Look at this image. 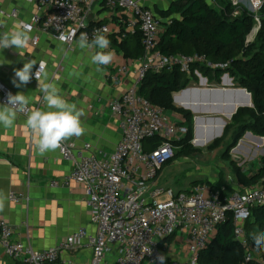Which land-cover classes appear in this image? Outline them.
<instances>
[{
	"label": "built area",
	"instance_id": "obj_1",
	"mask_svg": "<svg viewBox=\"0 0 264 264\" xmlns=\"http://www.w3.org/2000/svg\"><path fill=\"white\" fill-rule=\"evenodd\" d=\"M149 1L30 0L40 12L33 17V23H41L43 30L58 41L61 33L66 34L68 40L63 43L70 48L81 32L91 39L94 31L103 29L107 36L116 35L119 42L139 34L145 53L139 59L134 84L109 105L120 121L122 132L115 151L91 153V145L86 144L76 153L75 144L66 141L59 149L63 158L76 163V167L64 180L52 181L50 186L65 188L75 183L84 187L91 224L96 231L91 234L81 228L58 246L37 251L26 241L16 240L13 227L0 220V248L10 258L24 259L28 264H75L64 259L63 254L86 248L92 252L90 264H160L156 257L161 254L166 256L164 264H198L217 227L230 215L234 219L236 239L249 249L245 224L255 208L264 207V177L255 188L234 193L205 184L187 191L158 184L160 171L174 160L178 150L175 143L186 138L188 128L179 114H170L140 96L139 86L149 71H171L179 67L190 73L191 65L202 59L164 55L159 51L165 32L163 23L171 21L158 18L154 9L147 6ZM230 1L235 14L246 9L260 25L264 0ZM98 9L118 17L121 25L116 28L112 24L94 23V19L86 26V18L90 14L96 17ZM0 14L15 19L18 11L6 13L0 8ZM27 25L32 30L33 26ZM128 71L127 66H122L109 78L110 82L118 84ZM8 92L15 94L0 81L1 103L6 101ZM43 106L41 99L29 109L41 110ZM155 139H161L162 143L147 151L145 143ZM9 200L20 203L25 199L10 193ZM114 252L116 257L110 261ZM246 260H250V255Z\"/></svg>",
	"mask_w": 264,
	"mask_h": 264
},
{
	"label": "crops",
	"instance_id": "obj_2",
	"mask_svg": "<svg viewBox=\"0 0 264 264\" xmlns=\"http://www.w3.org/2000/svg\"><path fill=\"white\" fill-rule=\"evenodd\" d=\"M170 3H167L166 0H150L147 6L153 8L161 4L168 9ZM0 8L6 13L18 11V16L15 19L5 18L0 14V32L17 27L18 21L33 26L30 30L32 39L29 41L28 47L21 50L23 57L15 48L0 50V81L14 93L23 92L29 99V106L35 107L42 99L43 93L39 90L34 75L31 82L25 87L17 88L12 81L15 70L22 68L27 60L36 61L35 68H38L39 63L43 61L49 80L56 84L61 95L85 112V116L81 117L82 123L86 127L85 134L79 138L70 137L65 141L75 144L76 153L86 144L91 145V153L98 150L108 154L113 153L121 141L122 132L120 121L112 114L109 105L134 84L135 71L140 64L138 59L125 58L120 45L126 40L119 42L116 35L108 36L111 41L110 50L114 53L113 60L108 65L101 66V70L97 71V65L91 62V55L97 49L82 50L76 44L70 48L44 31L41 23H33V17L40 15L34 2H30V0H0ZM94 19V23L112 24L116 28L121 25L120 19L112 16L105 9H98ZM36 39L37 42H35ZM122 66L129 68L128 73L122 77L118 84L111 83L109 78L115 75ZM224 83L225 85L222 84V86L228 87L229 79L226 78ZM232 83L234 84L233 80ZM195 93H181L176 96L177 105L191 108L192 101L213 102L211 100L213 97L210 95L205 93L196 95ZM223 97V101H225V96ZM41 110H47L45 104ZM192 113L195 116L194 119H204L202 123H198L196 134L194 133L196 144H210L213 141L212 137L221 134V128H223L221 137L223 136L225 127L221 123H209L211 119L217 118H204L202 116L205 114L201 116V113ZM208 115L222 118L221 113L217 115L210 112ZM25 121L26 117L19 113L13 127L5 128L0 125V201L3 202L0 220L13 227L16 240L26 241L37 251L58 246L81 228H86L89 233L94 234L96 229L91 224V212L87 205L84 187L75 183L65 188L50 186L52 181L61 182L64 180L74 170L76 163L65 160L59 149L40 154L36 147L38 137L26 126ZM218 126L222 127L218 128ZM195 127L194 121V131ZM216 127L219 130L215 131ZM200 139H202L201 142ZM256 154L260 155L261 160L256 165H250L251 157ZM263 157L264 142L251 134H245L236 148L230 152V169L228 175L223 178V184L220 187L227 193L247 192L255 188L256 186L248 188L241 185L230 164L231 161L237 163L249 176L262 167ZM183 158L185 159V157ZM164 170L165 168L159 175L158 184L169 187V181L163 180ZM201 177L198 182L208 185L220 182L218 172L213 180L204 175ZM182 185L183 183H180L179 187L181 188L178 190L187 191L193 187L192 185L187 188ZM10 193L21 195L25 200L20 203L11 202L9 200ZM115 257L114 252L109 260L114 261ZM63 258L73 260L75 264H90L92 252L89 249L80 248L77 252L63 254ZM0 264L28 263L24 259L10 258L0 248Z\"/></svg>",
	"mask_w": 264,
	"mask_h": 264
},
{
	"label": "trees",
	"instance_id": "obj_3",
	"mask_svg": "<svg viewBox=\"0 0 264 264\" xmlns=\"http://www.w3.org/2000/svg\"><path fill=\"white\" fill-rule=\"evenodd\" d=\"M212 2L213 4L211 0H173L168 9L159 10L161 19L171 21L170 24L163 23L165 32L161 36L159 51L164 55L197 57L202 61L193 63L190 73L179 67L171 71H149L139 86L140 96L170 114H179L185 120L183 125L188 128V135L183 141L175 143L181 150L179 154L176 153L175 158L196 151L192 145L195 116L191 111L177 107L174 95L198 85L200 80L197 74L206 78L214 88H221L222 77L228 74L235 84L234 88L247 90L253 103V107L240 108L236 112L226 125L223 136L216 139L209 149L228 143L224 154L226 158H230V152L248 131L264 138V8L260 25H257L253 15L246 9L235 14L236 9L230 0ZM254 30L257 32L250 43L249 37ZM120 47L125 58L139 60L145 53L139 34L127 39ZM161 143V139L148 141L145 143L146 150H154ZM173 161L164 168L169 167ZM230 165L244 187H255L264 177V157L262 167L249 176L237 163L231 161ZM199 184L205 183L195 182L193 187ZM222 184L223 177L218 184L209 186L221 189ZM261 231H264V207L255 208L245 224L249 249H245L236 239L234 219L231 215L228 216L217 227L211 242L201 252L198 264H264V251H257L251 238L253 233ZM247 255H250L249 261L246 260Z\"/></svg>",
	"mask_w": 264,
	"mask_h": 264
},
{
	"label": "clouds",
	"instance_id": "obj_4",
	"mask_svg": "<svg viewBox=\"0 0 264 264\" xmlns=\"http://www.w3.org/2000/svg\"><path fill=\"white\" fill-rule=\"evenodd\" d=\"M18 26L9 31L0 32V50L5 48H15L23 57L21 50L26 49L29 41L30 26L23 21L17 22ZM61 42H66L68 36L64 33L58 37ZM111 41L105 30L94 31L91 39L86 32H81L76 46L82 50L97 49L91 55V62L97 65V71L101 66H106L113 60L114 53L110 50ZM27 60L23 67L16 69L12 83L15 87L21 88L27 86L34 78L37 81L38 88L43 93L42 100L47 110H30L29 99L23 92H8L6 101L0 103V125L5 128L14 126L19 113L26 115V126L35 134L37 139V150L40 154L48 151H55L62 147V142L70 137L84 135L86 127L83 125L81 117L85 116L83 109H78L73 103L68 102L60 93L59 88L54 82L49 80L48 73L43 61ZM35 72L33 74V69ZM3 208V202L0 201V210ZM252 241L257 251H264V231L253 233ZM160 264H164L166 256L161 254L156 257Z\"/></svg>",
	"mask_w": 264,
	"mask_h": 264
},
{
	"label": "rangeland",
	"instance_id": "obj_5",
	"mask_svg": "<svg viewBox=\"0 0 264 264\" xmlns=\"http://www.w3.org/2000/svg\"><path fill=\"white\" fill-rule=\"evenodd\" d=\"M171 1L172 0H166L167 3H170ZM212 1L213 0H211V3L213 4ZM158 6H159V8H158ZM158 6L153 7V9H154V12L156 13L157 17L161 19V15H160L159 10H165L166 8L164 5H161V4H158ZM253 39H250L249 42L251 43L253 41ZM198 76H199V80H200L201 76L200 75H198ZM233 85H235V84H233ZM192 87H200V81H199L198 85H193L190 88H192ZM206 87L214 88V86L212 84H210L209 82H207ZM177 94H180V93H177ZM176 106L179 108L182 107V106L177 105V104H176ZM210 112L212 114L218 115V112H215V111H212L209 109L204 111V112L203 111L199 112L198 114L201 113V116H202V114H205L202 116L204 118L205 117L219 118L218 116H215V115H212V116L208 115V113H210ZM221 117L224 118L227 123H229V120H227L226 116L222 115ZM209 123L210 124H218V122H216V120H214L212 123L211 122H209ZM201 128L203 129V127H201ZM218 128H221V127H218ZM216 130H217V127H216ZM194 133H195V131H194ZM246 134H251L252 136H254L256 138H261L259 136L254 135L250 131H248ZM195 140H196V138L193 135L192 145L196 149V151L192 152L191 154L185 155V156H180L179 158L176 157L175 160L173 161V163L169 166V168L167 167V169L165 168V170H164L165 173H164L163 180L169 181L168 186L170 188L174 189L175 191H180V190H178L179 188H181V187H179L180 183H183L182 187H187V188L194 185L195 182L199 181V178L202 175L209 177L211 180H213L215 178L217 172H218V179H220L221 177L224 178L225 175L226 176L228 175V171L230 169V166H229L230 158L229 157L226 158L225 154H224L226 151V146L228 143L222 144L220 147H215V148L209 149V146L212 143H214L215 140H213L210 144L204 145V146L196 145L194 143ZM201 140L202 139H200L199 141L201 142ZM203 141H207V140H203ZM180 151L181 150L178 149V151H177L178 154ZM183 157H185V159ZM176 159H177V161H176ZM260 160H261L260 155L258 156L256 154L253 157H251L249 164L250 165H256L259 163ZM160 186L167 187V186H164L161 184H160Z\"/></svg>",
	"mask_w": 264,
	"mask_h": 264
},
{
	"label": "water",
	"instance_id": "obj_6",
	"mask_svg": "<svg viewBox=\"0 0 264 264\" xmlns=\"http://www.w3.org/2000/svg\"><path fill=\"white\" fill-rule=\"evenodd\" d=\"M93 20H94V14H90L85 20V25L88 26ZM256 32L257 30H254L249 38L252 39L253 37H255ZM225 78H229L228 74H225L222 77L223 85H225L224 83ZM229 81H230V85L228 87L223 86V88H208L206 87L208 80L201 76L200 87L187 88L183 90L181 93L186 94L190 92L191 93L198 92V93H206V94H211V95H225L227 97V101L226 100L225 101H215V102L210 101V105H211V109L215 107V109H217L216 112L223 113V115L226 116L227 120L231 121L232 117L236 114V112L240 108H251L253 107V103H252L251 94H249L247 90L240 89V88H234V85L230 78H229ZM203 83H205V86H203ZM174 102L175 104H177L176 96H174ZM206 105L208 104H198V103L193 102V104H191L192 109L190 108L191 109L190 111L194 113H199L202 111V109ZM181 108L185 110H189V108L187 107L182 106ZM201 120H203V118L195 119V124H196L195 133L197 131L198 122ZM213 120H216V122L221 123L223 127H226V125L228 124L224 118L211 119V121ZM222 132H223V128H221V134ZM221 134L219 136L212 137V139L213 140L219 139L221 137ZM257 139H259L261 142H264V138H257ZM195 144H196V140H195ZM196 145L204 146V144H196Z\"/></svg>",
	"mask_w": 264,
	"mask_h": 264
},
{
	"label": "bare ground",
	"instance_id": "obj_7",
	"mask_svg": "<svg viewBox=\"0 0 264 264\" xmlns=\"http://www.w3.org/2000/svg\"><path fill=\"white\" fill-rule=\"evenodd\" d=\"M226 79V78H225ZM224 79V80H225ZM229 79V78H228ZM198 92H196L195 94L196 95H198L197 94ZM180 94H181V92H180ZM180 94H177L176 96H179ZM206 94V93H205ZM208 95H210L211 97H213V99H211V100H213L214 102L215 101H223L224 100V97L223 96H225V95H211V94H208ZM225 99H226V101H227V97L225 96ZM193 102L194 103H198V104H208V105H206V106H204V108L202 109V111L204 112V111H206V110H212V111H216L217 109H215V107L213 108V109H211V105H210V103L209 102H200V101H192V103L191 104H193ZM182 106V105H181ZM187 108H189V107H187ZM192 109V108H191ZM190 108H189V110H191ZM201 111V112H202ZM222 115H223V113H221ZM225 116V115H224ZM204 120V119H203ZM203 120H201V121H199L198 123H202L203 122ZM209 122H213V121H209ZM219 127V126H218ZM220 127H222V126H220ZM217 130H219V129H217ZM216 130V131H217Z\"/></svg>",
	"mask_w": 264,
	"mask_h": 264
}]
</instances>
